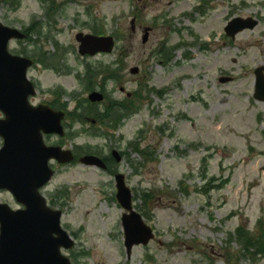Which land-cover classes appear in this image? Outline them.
Returning a JSON list of instances; mask_svg holds the SVG:
<instances>
[{"label": "rangeland", "instance_id": "obj_1", "mask_svg": "<svg viewBox=\"0 0 264 264\" xmlns=\"http://www.w3.org/2000/svg\"><path fill=\"white\" fill-rule=\"evenodd\" d=\"M0 16L23 31L37 22L31 41L10 43L14 54L52 57L59 44L61 73L43 64L28 72L38 86L31 103L67 107L66 136L47 142L104 154L116 148L123 158L109 172L57 165L44 190L66 195L58 205L76 246L63 253L74 264H264L231 238L239 228L264 236V103L254 97L255 70L264 65V0H0ZM239 17L259 24L233 39L224 29ZM94 31L117 37L115 49L82 57L76 36ZM100 64L113 71L96 89L110 100L132 93L136 105L116 130L75 120L90 92L81 80ZM119 172L155 235L131 257L116 199ZM3 202L17 207L2 190Z\"/></svg>", "mask_w": 264, "mask_h": 264}, {"label": "water", "instance_id": "obj_2", "mask_svg": "<svg viewBox=\"0 0 264 264\" xmlns=\"http://www.w3.org/2000/svg\"><path fill=\"white\" fill-rule=\"evenodd\" d=\"M135 20L132 21L135 30ZM258 21L236 18L225 28L228 36L235 38L240 31L254 28ZM144 43L150 35L147 30ZM19 28L5 26L0 19V136L3 146L0 148V190L11 192L24 209H12L8 204H0V264H72L61 248L71 249L75 245L73 238L61 226L62 211L53 210L46 205V199L40 189L54 176L50 160L66 164L74 159L71 150L60 146H49L44 134L64 136L63 111L53 110L48 105L30 104L36 87L29 80L28 70L33 60L9 51L11 40L26 38ZM82 56H95L97 53L114 51L115 38L110 35L99 36L79 33ZM140 69L132 68V73ZM257 91L255 97L264 101V66L256 71ZM224 81H227L225 79ZM104 93L91 92L92 102H101ZM115 158L121 156L114 150ZM90 167L106 168L103 159L89 154L80 158ZM117 200L126 210L122 219L126 236L125 246L131 256L134 246L148 245L155 237L152 227L145 223L144 217L134 208L133 191L125 181V175L118 173Z\"/></svg>", "mask_w": 264, "mask_h": 264}, {"label": "trees", "instance_id": "obj_3", "mask_svg": "<svg viewBox=\"0 0 264 264\" xmlns=\"http://www.w3.org/2000/svg\"><path fill=\"white\" fill-rule=\"evenodd\" d=\"M50 4H53V0H50ZM36 23L37 22H33L26 30L28 34L27 41H31L30 34H33L31 31L36 27ZM95 32L98 34H103L99 31H94V33ZM56 50L57 51L52 54V57H49L50 53L49 55L48 53H44L41 57H37L35 55H31V57L34 58L36 62L40 64L42 63L46 68L61 73L59 69L60 61H57V59L55 60V57L58 55L57 53L60 51L58 42H56ZM24 54L27 55V52L24 51ZM60 54L63 55V53ZM96 71L97 73L91 71V66H89L86 81H84L83 79L81 80L84 86L87 85V89L89 91L95 90L98 86H100L101 89L107 87L109 79L111 78L110 76H112L108 72H112L113 70L109 68V66L100 64V66H97ZM83 100L84 101L80 100L81 102L78 103V109H80L79 111L83 112L77 115V118H75V120L87 122L88 118H93L96 119L102 126L110 130H115L120 127L124 119L131 117L133 113H135L134 108L136 105L133 102L131 103V98H125L122 100H109V102L105 106V112L103 113H98L96 109L97 106L90 103L88 99ZM63 107L65 108L66 106L64 105ZM88 107L89 110L87 109ZM81 115L84 116V120L83 116ZM144 198L146 200L151 199V195L149 193H145ZM144 215L146 216V213H144ZM231 238L232 240H238V242H240L242 252L245 253L247 257L251 256L254 259L264 257V236H262V234L255 235L250 232L247 233V231L241 230L239 228L238 235H235V237L232 235Z\"/></svg>", "mask_w": 264, "mask_h": 264}, {"label": "flooded vegetation", "instance_id": "obj_4", "mask_svg": "<svg viewBox=\"0 0 264 264\" xmlns=\"http://www.w3.org/2000/svg\"><path fill=\"white\" fill-rule=\"evenodd\" d=\"M52 136H46V139L47 138H51ZM63 147H65V146H63ZM72 149L74 150V153H75V155L77 156V149L76 148H74L73 146H72ZM115 148H113V149H111V152L110 153H108V154H104V153H102L101 152V150H100V152L98 151H95L93 154H95V155H98L101 159H103L104 161H105V163H106V166H107V169H106V171H110V170H112V168H113V164L115 163V161H116V159L114 158V154H113V150H114ZM117 163V162H116ZM58 164H57V161L55 162V161H52L51 162V167L53 168V170H54V172H56V174H57V169H58V166H57ZM43 193H44V191H42ZM59 195H60V197L58 196V194H55V193H52L51 195H50V198H51V200L49 201V197H47L48 198V203H49V205L50 206H53L54 208H57V209H59L61 206L60 205H58V202H60V204H63V199H64V196H63V194H60L59 193ZM56 205H58V206H56ZM56 206V207H55ZM20 207H22L23 208V206H17V208H20ZM61 209V208H60Z\"/></svg>", "mask_w": 264, "mask_h": 264}]
</instances>
